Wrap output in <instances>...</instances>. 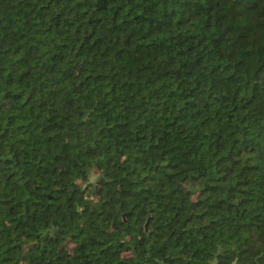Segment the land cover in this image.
I'll return each instance as SVG.
<instances>
[{"label":"trees","instance_id":"16d2710c","mask_svg":"<svg viewBox=\"0 0 264 264\" xmlns=\"http://www.w3.org/2000/svg\"><path fill=\"white\" fill-rule=\"evenodd\" d=\"M0 264H264V0H0Z\"/></svg>","mask_w":264,"mask_h":264}]
</instances>
